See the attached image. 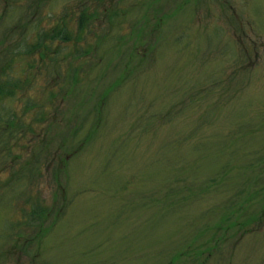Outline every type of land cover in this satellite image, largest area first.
<instances>
[{
  "label": "rangeland",
  "instance_id": "obj_1",
  "mask_svg": "<svg viewBox=\"0 0 264 264\" xmlns=\"http://www.w3.org/2000/svg\"><path fill=\"white\" fill-rule=\"evenodd\" d=\"M0 84V264H264V0H0Z\"/></svg>",
  "mask_w": 264,
  "mask_h": 264
},
{
  "label": "trees",
  "instance_id": "obj_2",
  "mask_svg": "<svg viewBox=\"0 0 264 264\" xmlns=\"http://www.w3.org/2000/svg\"><path fill=\"white\" fill-rule=\"evenodd\" d=\"M87 21H88V16L84 12V14L80 17L81 26L82 27L85 26L86 25L85 23H87ZM52 37H55V38H53V40H56V38H58L59 35H57V36L53 35ZM37 47H38L37 49H41L42 47H44V45L41 44V45H39ZM12 88H15V86L8 87V89H7V87H5L3 84H0V99L3 100V98H5V97H8V98L12 97L13 98L14 95H15V92H14L15 89H12ZM42 211L43 210H35L34 212H32L33 214L30 215L31 220L42 219L43 215L45 216V213H43ZM47 216L48 215H46V217Z\"/></svg>",
  "mask_w": 264,
  "mask_h": 264
}]
</instances>
